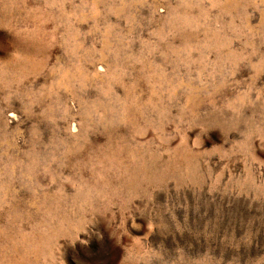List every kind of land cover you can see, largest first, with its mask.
I'll list each match as a JSON object with an SVG mask.
<instances>
[{
  "label": "rangeland",
  "instance_id": "rangeland-1",
  "mask_svg": "<svg viewBox=\"0 0 264 264\" xmlns=\"http://www.w3.org/2000/svg\"><path fill=\"white\" fill-rule=\"evenodd\" d=\"M0 264H264V0H0Z\"/></svg>",
  "mask_w": 264,
  "mask_h": 264
},
{
  "label": "bare ground",
  "instance_id": "bare-ground-1",
  "mask_svg": "<svg viewBox=\"0 0 264 264\" xmlns=\"http://www.w3.org/2000/svg\"><path fill=\"white\" fill-rule=\"evenodd\" d=\"M11 116H13V117H14V115H11Z\"/></svg>",
  "mask_w": 264,
  "mask_h": 264
}]
</instances>
